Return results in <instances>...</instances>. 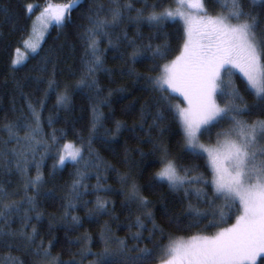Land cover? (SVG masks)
Wrapping results in <instances>:
<instances>
[{
	"label": "snow or ice",
	"instance_id": "6c2138e0",
	"mask_svg": "<svg viewBox=\"0 0 264 264\" xmlns=\"http://www.w3.org/2000/svg\"><path fill=\"white\" fill-rule=\"evenodd\" d=\"M83 3L84 0L47 3L32 20L28 36L22 41L30 55L40 56L42 41L53 26L58 30L59 38L63 29L72 25L82 29L78 38L84 51L80 58L79 78L74 84H65L63 92H57L60 85L55 79L52 48L39 61L37 70L41 75L15 82L14 90L23 99L24 106L16 108L13 98L12 111L19 114L11 121L0 123V133L6 134V138L0 139V161H3L0 172L9 178L0 179V249L8 250L7 260L10 264H38L36 260L26 262L21 257L11 256L12 251H22L25 256L42 258L45 264H83L88 256L94 257L89 264H256V258L264 254V0H175V8L162 7L160 0L151 4L145 2L140 8H136L131 0H108L107 6L93 0L83 17L87 24H75L72 13ZM209 4L217 11L210 10ZM37 7L39 5H26V18H30ZM7 12L6 7L0 8V13ZM132 12L136 15H129ZM125 20L137 25L147 23L154 30L150 39L161 35L167 37L164 29L174 28L177 38L183 39L178 54L168 59L173 48L167 39L154 47L152 43L138 44L124 32L115 34L114 40L116 29ZM105 40L107 47L102 51L100 45ZM121 45L131 51H120ZM109 50L118 53L113 59H119L127 66L126 71L122 67L117 73L121 78L128 77L134 84L144 81L142 90L155 94L153 105L156 110L150 113L152 123L145 140L152 147L149 153L141 152L140 155H152L150 163L159 165V168L152 173L147 187L155 191L166 186L169 194L177 198L175 203L187 202L180 213L170 211L169 206L163 204L162 215L169 226L185 231L200 228L202 221L206 220L202 230L218 229L213 235H193L184 240L166 233L150 208L152 200L142 194L130 171L118 175L119 190L101 183L107 180L101 175L102 171L116 169L101 159L93 145L97 142L110 145L115 141V135L108 138V132L135 133L137 127L133 124L128 128L117 120L114 129L101 131L104 122L113 115L110 107L112 97L117 95L119 100H123L126 91L120 86L109 89L107 96L102 95L104 88L99 84V76L107 75L109 83L114 82L115 70L105 66ZM19 53L20 48L17 47L10 65L13 70L26 64L29 58L21 57ZM144 59L152 61L149 74L135 70V65ZM49 64L53 67L45 79ZM237 70L243 77L244 93L253 97L251 103L236 83ZM69 72L76 75L71 69ZM28 83H34L36 90L41 84H46L43 96L33 101L31 94L23 91ZM70 91L72 94L84 93L89 100L90 126L86 139L79 132H74L73 141L61 144L67 132L52 128L55 121L49 115L46 123L52 130L45 133L42 113L53 92L57 93L53 107L71 111ZM175 94L183 97L186 106L172 103ZM101 105L109 107L108 115L100 111ZM125 111L134 113V104L125 105ZM148 115L142 106L141 131H144ZM253 116L258 118L252 119ZM169 117L181 133L182 155L193 160L206 158L210 179L197 172L199 165L181 164L167 145L150 135L154 128L161 134L167 131L165 121ZM213 128L219 130L215 133L214 143H211ZM205 136L210 141L207 145L201 142ZM48 159L53 163L45 177L42 170ZM69 164L74 169V178L60 197L63 203L59 217L55 213L48 216L49 234L58 226L66 232L81 227L83 219L72 214L78 208L85 209L84 219L90 221L100 216L117 219L113 215L114 203L110 209L111 202L100 195L113 193L123 196L121 203L129 214L133 207L139 213L134 223L126 225L134 244L129 246L128 238L121 239L111 234L107 222L100 230L102 250L98 252L91 250L93 241L87 234L69 240V244L81 247L66 261L59 255L52 256L55 237L47 247L43 240L36 243L40 235L39 225L44 220V213L39 210L40 200L44 198L55 203V181ZM32 168L36 171L34 176L30 175ZM13 175L19 177V182L10 191V177ZM93 175L97 183H85ZM46 184H53V187L45 188ZM208 189H211V195ZM93 194L95 200L84 198ZM193 197L207 207L195 206ZM234 214L235 223L221 228L220 225L227 223ZM15 221H19V227L13 229L11 225ZM133 227L137 231L131 232Z\"/></svg>",
	"mask_w": 264,
	"mask_h": 264
},
{
	"label": "trees",
	"instance_id": "16d2710c",
	"mask_svg": "<svg viewBox=\"0 0 264 264\" xmlns=\"http://www.w3.org/2000/svg\"><path fill=\"white\" fill-rule=\"evenodd\" d=\"M66 3L67 0H0V8L6 7L8 9L7 13H0V123H3L5 120H13L15 116L19 113H13V98H15V107L20 108L24 106L23 99L19 96L18 93L15 92V82L16 81H25L26 77L39 76L41 73L37 70L40 59L48 54V50L50 48L54 49L52 54V59L55 61V69L56 76L55 79L59 83L60 87L57 89V92H63L65 84L71 85L74 84L75 81L79 78L80 73V58L84 51L82 41L78 38L79 32L82 29L75 28L72 25L64 28L62 34L58 36V30L53 26L50 30V34L46 35L45 41H42V51L40 52V56H32L29 55L27 63L22 64L17 67V69L13 70L11 68V60L14 58L15 49L17 47H21L23 39L28 36L29 26L32 23V20L35 15L38 14L39 10L45 6L47 3ZM93 0H84V3L77 8L73 13V21L75 24H87V21L83 19L85 15H87V9L89 4L92 3ZM96 2L104 3L107 6L108 0H96ZM121 2H129V0H121ZM134 3L136 8L142 7L143 3L147 2L151 4L155 2V0H131ZM175 0H160L162 7H168L174 5ZM28 4L39 5V7L35 8V10L31 13L30 18H26L25 14V6ZM209 8L212 11H217V9H213L212 5L209 4ZM147 14V13H146ZM129 15L135 16L136 13L132 12ZM153 29L147 23H141L137 25L136 23H129L125 20L118 29H116V33L113 35V39L115 40V34H122L124 32L127 33L129 39H136L137 43L148 44L152 43L155 47L157 44L162 43L165 39L172 45L173 51L168 57V59L174 58L175 55L178 54L179 46L183 43L182 38H177L174 28L169 27L164 29L165 32L168 33L167 37L161 35L158 38H152ZM107 47V40L101 43L100 48L103 51L104 48ZM120 51L122 52H130L131 49H125L123 45H121ZM114 55H118V53L109 50L106 54L105 58V66L108 68L114 69L113 78L114 82L109 83V79L107 75L99 76V84L104 88L103 96H107L109 89H115L117 87L123 86L126 91L123 93L125 97L123 100H119L117 95L112 97L111 111L113 115L104 122V128L101 129L104 132L105 129H114L115 121L119 120L124 123L125 126L131 128L133 124H136L135 133L130 131H122L120 134H115L113 132H108L107 137L111 138L115 135V141L110 145H105L100 142H97L93 145L94 149L99 153L101 159L108 165L114 166L116 171L112 172H101V175L107 177L106 181H101V183H105L106 185L111 186L114 189L119 190L121 185L118 182V175H122L125 172H131L132 175L136 178L137 183L141 187L142 194L152 200V204L150 208L155 213V219L158 224L165 228L166 233H172L173 237L176 239H188L193 235H213L218 229L209 228L206 230H202L203 224L207 223V221H202L200 228H192L190 230H180L173 226H169L166 218L162 215L163 212V204H167L169 206L170 211L175 213H180L184 207H186L187 202L183 203H175L176 197L174 195L169 194L166 186L158 187L155 191H150L148 189V182L150 177L154 171L159 168V165H152L150 162L153 159L152 155L141 156V152L149 153L152 147L151 144L146 143L147 135L149 134V125L152 123V118L150 113L154 112L155 106L153 105V99L155 94L150 91L142 90L145 87L144 81H140L138 84H134L133 81L128 77L121 78L117 73L120 68H124L127 70V66L124 65L119 59H113ZM145 55H149V53H145ZM152 61L150 59H144L141 62H138L135 65V70L140 72L141 74H149L148 68L151 65ZM53 65L49 64L48 73H44L45 79L48 78L49 73L52 70ZM71 69L76 75H71L69 72ZM236 83L241 88V92L245 95L246 100L251 103L253 97L244 93L243 84L241 83L243 77L236 72ZM46 84H41L39 86V90H36V86L34 83H28L24 87L23 91L25 93L31 94V99L33 101L39 99L43 96V89L46 87ZM56 92H53L50 98L47 101V107L43 110L42 118L44 123V132H51V128L47 126V118L51 115L54 118V124L52 128L55 129H63L67 132V136L65 140L61 141V144L67 141H73L74 132H79L82 134L85 139L88 136V130L90 126L91 120V109L90 102L85 96L84 93H75L71 95V111H66L65 109H59L53 107L56 102ZM133 103L135 106L134 113H127L125 111V105L129 103ZM173 104H179L183 107L184 102L179 94H175V97L172 100ZM144 106L146 112L149 113L146 116L147 123L144 124V131L140 130L139 120H140V110L141 107ZM100 111L105 115L109 113L108 106H100ZM258 118L257 116H253L252 119ZM168 124V130L164 131L162 134L159 129H152L150 131V135L154 140H158L160 143H163L168 146L173 155H176L179 158V162L184 165H199L197 172L199 174H203L206 178L211 177L210 170H208L205 166V159L202 158L199 160H193L190 157L183 156L181 152L182 145V136L181 133L174 121L169 120L165 121ZM218 128H213L212 130V141H215V133L218 131ZM23 135V133H21ZM59 135V132H57ZM6 138V134L0 133V139ZM201 142L209 144L210 141L208 137H202ZM78 144V142H77ZM11 146V145H10ZM39 153H37V157ZM127 161V163L125 162ZM3 161H0L2 164ZM53 163L52 159H48L46 161V166L43 168V172L45 177H47V173ZM74 172L73 167L69 164L65 167L61 173L58 174L57 179L55 181V188L57 192V200L53 203L51 200H45L41 198L39 210L44 213V220L39 225L40 235L36 238V243L39 244L41 240H43L45 247H47L48 242L56 238V243L51 249L52 256L55 257L59 255L62 260H69L72 257V254L77 252L81 245L77 244H69V240H75L77 237L83 236L87 234L91 237L93 243L91 244V250L93 252H98L102 250V245L99 243V235L101 228L107 222L108 226L111 228V234H114L116 237L125 239L128 238V244L131 246L135 243L129 237V229L126 226L129 223H134L135 216L139 213L135 211L134 207L129 214V211L122 206L121 201L123 200V196L119 194H104L100 195L105 196L111 203L109 204V208H112V204L114 203V212L113 215L117 217V219H112L110 216H100L95 221H90L88 219H84L85 217V209L78 208L73 215H77L83 219V224L81 227L73 230V231H65L63 227L55 228L50 234L48 232V216L51 213H55L57 217L62 212L61 204L63 201L60 199L67 190V187L70 186L74 176L72 175ZM36 174L35 168H32L30 175L34 176ZM193 175L197 173H192ZM0 179H9L8 177H4L3 173L0 172ZM12 183L9 187V190L15 189L18 186L19 177L17 175H13L10 177ZM85 183L90 185H95L97 183L95 175H93L89 180L85 181ZM53 184H46L45 188H52ZM209 195H211V189H208ZM161 196L163 197V202L161 201ZM88 200H95V194L88 195L84 197ZM19 199V197H16ZM192 203L204 209L207 206L202 203H198L196 198H192ZM217 203H220L219 201ZM91 207V205H89ZM238 214V213H237ZM235 215L232 216L231 219L228 220L227 223L220 225L221 228L229 227L231 224L235 223ZM211 218V217H209ZM35 224V221H33ZM2 226V225H0ZM11 227L16 229L19 227V221H15L12 223ZM29 230H31V225H29ZM137 229L133 227L131 232H135ZM144 235H147L145 232ZM143 246V243L141 244ZM35 248V246H33ZM9 256L7 249H0V264H10V261L7 260ZM12 257H21L26 262L31 260H36L38 264H45L42 258L25 256L22 251H12ZM79 259V257H77ZM94 257L88 256L83 264H89ZM256 264H264V254L260 256L256 260Z\"/></svg>",
	"mask_w": 264,
	"mask_h": 264
},
{
	"label": "rangeland",
	"instance_id": "374dc122",
	"mask_svg": "<svg viewBox=\"0 0 264 264\" xmlns=\"http://www.w3.org/2000/svg\"><path fill=\"white\" fill-rule=\"evenodd\" d=\"M45 6H46V5H45ZM43 7H44V6H43ZM43 7L39 10L38 14L34 16L33 20L36 18V16L39 15V13L42 11ZM173 8H175V2H174V5H173ZM193 15H195V13H193ZM19 55H20L21 57H25V56H29V55H30L29 52H27V51L25 50L23 44H22L21 47H20V53H19ZM236 72H238V70H237ZM238 73H239V72H238ZM239 74H240V73H239ZM240 75H241V74H240ZM241 76H242V75H241ZM181 97H182V96H181ZM182 99H183V97H182ZM184 106H186L185 103H184L183 107H184ZM202 143H203V142H202ZM205 144H206V143H205ZM206 145H207V144H206ZM184 240H187V239H184ZM262 255H263V254H261L260 256H262ZM260 256H258V257L256 258V260H257Z\"/></svg>",
	"mask_w": 264,
	"mask_h": 264
}]
</instances>
